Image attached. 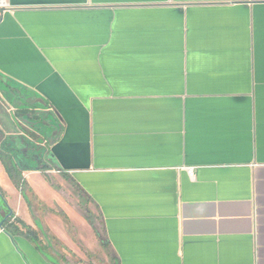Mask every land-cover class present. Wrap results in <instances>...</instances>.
<instances>
[{
	"label": "crops",
	"instance_id": "obj_1",
	"mask_svg": "<svg viewBox=\"0 0 264 264\" xmlns=\"http://www.w3.org/2000/svg\"><path fill=\"white\" fill-rule=\"evenodd\" d=\"M6 2L0 81L54 119L51 170L0 134L29 201L0 158V264H54L27 211L50 171L98 208L116 264H264V0Z\"/></svg>",
	"mask_w": 264,
	"mask_h": 264
},
{
	"label": "rangeland",
	"instance_id": "obj_2",
	"mask_svg": "<svg viewBox=\"0 0 264 264\" xmlns=\"http://www.w3.org/2000/svg\"><path fill=\"white\" fill-rule=\"evenodd\" d=\"M0 95V134L14 135L13 151L18 154L19 164L51 170L49 161H46L48 164L44 162L48 157V142H43V136L53 130V113L38 97L1 81ZM8 103L14 107L11 112L7 111ZM44 174L54 189L42 192V196L28 191L30 205L27 211L33 219L42 222L38 232L47 251L61 264H116L113 250L102 243L106 237L98 208L62 173L50 171ZM37 180L38 175L32 176L33 183ZM25 202L28 201L25 199ZM86 216L92 218L93 224Z\"/></svg>",
	"mask_w": 264,
	"mask_h": 264
},
{
	"label": "trees",
	"instance_id": "obj_3",
	"mask_svg": "<svg viewBox=\"0 0 264 264\" xmlns=\"http://www.w3.org/2000/svg\"><path fill=\"white\" fill-rule=\"evenodd\" d=\"M0 158L5 163V167L7 169V172L9 173V175L12 178L13 182L22 191L24 197L27 199L26 190L28 188V182H27L26 178L24 177V175H23V173L21 171V168L19 167L18 163L16 162L14 157L12 155H10L9 153H6L5 155L3 153H0ZM27 201H28V199H27ZM11 217L13 218L14 214ZM8 219L9 218L5 219L4 225L8 222ZM17 221H22V220L21 219H17ZM12 223H14V222H12ZM22 223H23V227H24V231H22V232H25V234L27 236H29L31 239L37 241V238H38L37 230L35 228H33L32 226L27 225L23 221H22ZM10 232H12V231H10ZM40 248L43 250V252H45V248L44 247H40ZM49 259L54 264H59L58 260L55 259L53 256H49Z\"/></svg>",
	"mask_w": 264,
	"mask_h": 264
},
{
	"label": "built area",
	"instance_id": "obj_4",
	"mask_svg": "<svg viewBox=\"0 0 264 264\" xmlns=\"http://www.w3.org/2000/svg\"><path fill=\"white\" fill-rule=\"evenodd\" d=\"M7 7V2L6 0H0V10ZM188 172L190 174L191 177H194L195 176V172H194V169L193 168H189L188 169Z\"/></svg>",
	"mask_w": 264,
	"mask_h": 264
},
{
	"label": "water",
	"instance_id": "obj_5",
	"mask_svg": "<svg viewBox=\"0 0 264 264\" xmlns=\"http://www.w3.org/2000/svg\"><path fill=\"white\" fill-rule=\"evenodd\" d=\"M12 215H13V211L11 210L10 213H9V217L12 216ZM4 222H5V219L2 220V222H0V227H3L4 226Z\"/></svg>",
	"mask_w": 264,
	"mask_h": 264
}]
</instances>
